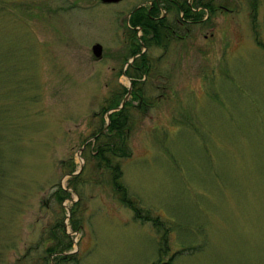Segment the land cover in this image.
<instances>
[{"label": "rangeland", "instance_id": "obj_1", "mask_svg": "<svg viewBox=\"0 0 264 264\" xmlns=\"http://www.w3.org/2000/svg\"><path fill=\"white\" fill-rule=\"evenodd\" d=\"M150 1L0 0V264H264V0H191L215 9L145 47L135 86ZM130 86L131 154L107 156L160 226L97 155Z\"/></svg>", "mask_w": 264, "mask_h": 264}, {"label": "trees", "instance_id": "obj_2", "mask_svg": "<svg viewBox=\"0 0 264 264\" xmlns=\"http://www.w3.org/2000/svg\"><path fill=\"white\" fill-rule=\"evenodd\" d=\"M201 2V1H200ZM202 4V3H201ZM206 7L209 8V10H213V7L209 6V3H205ZM198 4L196 3H188L187 1L183 4V10L186 15H191V18L193 20H198L199 18H204V9H196V6ZM147 7H140L134 14L138 13L139 11H142L144 14L140 17H132V22L134 24H141L146 28L147 33L149 34L152 32V30L157 31V26L155 21L152 19L151 15L147 13L145 10ZM159 7L155 6L152 8L151 12L153 14L159 13ZM146 12V13H145ZM208 18V17H207ZM167 28L164 26L163 31H165ZM161 32L157 33V35L154 37L153 41L155 43H163L164 45H167L166 38L163 36L161 38ZM143 38L150 42L151 39H149L148 35H144ZM141 42H139L138 47L133 49L132 52H136L140 46ZM129 66L134 67V74H131L134 76L133 78V84L136 86V84L139 82L138 77H140L143 74V71L147 70V67L149 66V59L146 56L145 53H142L141 55H138L136 59L129 64ZM138 88V87H137ZM127 87H125V90L127 91ZM133 93L136 96H139V93L137 90L134 89ZM119 98V97H118ZM120 99V98H119ZM119 99L116 98V100L111 97V100H109L108 107H117L120 104ZM113 101V102H112ZM141 105L144 104V99L140 100ZM129 103L130 101H126L125 105L122 106L119 109H115L110 113V122L107 124V129L104 130L105 126H101L97 131H95L96 141H97V155L99 156V161L101 163H104L111 168L113 173V183L115 188L117 189L119 193L120 199L124 202V204L131 206L135 210V216L142 218V219H152L155 223V225L160 226L162 223L161 218L154 217L153 215L148 213H142V208L137 205L136 200L130 195L128 187L123 184L122 182V167L119 162L113 163L111 161V158H109L107 155L108 152H112L117 155H130L131 149L128 146V137H129V128H130V112H129ZM67 193V190L62 188ZM60 191V190H59ZM58 196H63L58 194ZM65 196V195H64ZM75 226H77L75 224ZM62 238H60L61 240ZM70 243L67 245L69 246ZM167 246L169 247V242L167 239V233H164L163 238L161 239L160 244V253L163 254L166 251ZM50 250L53 252H58V248L56 249L55 246L50 247ZM61 259L67 260L71 258L70 254H58ZM166 261H162V258H159L157 262L154 264H163ZM169 262V261H167Z\"/></svg>", "mask_w": 264, "mask_h": 264}, {"label": "flooded vegetation", "instance_id": "obj_3", "mask_svg": "<svg viewBox=\"0 0 264 264\" xmlns=\"http://www.w3.org/2000/svg\"><path fill=\"white\" fill-rule=\"evenodd\" d=\"M186 1L191 4V0H151L148 4H139L133 8L130 14L131 19L133 17V14L140 7H147L145 11L151 15L157 26V31L152 30V32L148 34L144 26H142L141 24H134L131 20V28L135 31V37H130L129 52L131 53V55H135L134 60L138 55H141L142 53L146 54V48L143 49V46H140V48L136 52H132L135 46L136 48L138 47L139 42L144 44L146 47L151 46L152 43H155L151 41H153L158 32H161V38L164 36L167 40V44H169L170 37L175 36L178 32L179 23H191V15H186L183 10V4ZM155 6L159 7L160 9V12L157 14H153L151 12L152 8ZM169 10H171V12L174 14L173 16H171V19L167 14ZM143 14L144 13L142 11H139L138 13L134 14V17H140ZM164 26L167 28L165 31H163ZM137 28L141 29V34H137ZM146 34L148 35L149 39H151L149 43L143 38V36ZM157 45L162 46L163 43H157Z\"/></svg>", "mask_w": 264, "mask_h": 264}, {"label": "water", "instance_id": "obj_4", "mask_svg": "<svg viewBox=\"0 0 264 264\" xmlns=\"http://www.w3.org/2000/svg\"><path fill=\"white\" fill-rule=\"evenodd\" d=\"M103 1H118V0H103ZM93 51H94V53L97 56H99V57L102 56V54H103V44L101 42L94 43L93 44ZM131 91H132V87L130 86L128 88V91H127V93H126V95H125V97H124V99H123V101H122L120 106L124 105V103L126 102L128 96L131 94ZM120 106H118L117 108H119Z\"/></svg>", "mask_w": 264, "mask_h": 264}]
</instances>
